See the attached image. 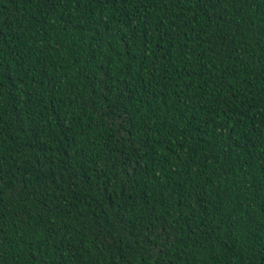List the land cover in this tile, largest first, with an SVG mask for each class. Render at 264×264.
I'll use <instances>...</instances> for the list:
<instances>
[{"label": "trees", "instance_id": "16d2710c", "mask_svg": "<svg viewBox=\"0 0 264 264\" xmlns=\"http://www.w3.org/2000/svg\"><path fill=\"white\" fill-rule=\"evenodd\" d=\"M0 264H264V0H0Z\"/></svg>", "mask_w": 264, "mask_h": 264}]
</instances>
